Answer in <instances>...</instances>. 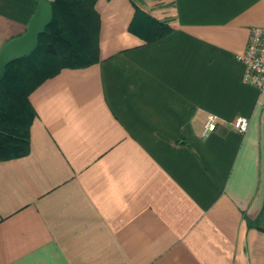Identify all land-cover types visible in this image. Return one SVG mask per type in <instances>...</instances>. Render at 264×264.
Instances as JSON below:
<instances>
[{"label":"crops","instance_id":"0c3cea01","mask_svg":"<svg viewBox=\"0 0 264 264\" xmlns=\"http://www.w3.org/2000/svg\"><path fill=\"white\" fill-rule=\"evenodd\" d=\"M38 6L0 0V52ZM96 8L98 62L33 91L30 152L0 161V264H264V87L239 60L264 0Z\"/></svg>","mask_w":264,"mask_h":264},{"label":"trees","instance_id":"16d2710c","mask_svg":"<svg viewBox=\"0 0 264 264\" xmlns=\"http://www.w3.org/2000/svg\"><path fill=\"white\" fill-rule=\"evenodd\" d=\"M99 0H54L51 2L53 19L41 34L39 45L30 56L11 63L0 82V161L15 159L30 152V128L35 112L30 95L44 81L55 77L66 68H85L98 62L101 18L96 5ZM158 31L154 40L170 30L156 23ZM151 41V40H150ZM54 47V65L48 71L32 58L41 46ZM50 50V49H48ZM47 68V67H46ZM29 79V80H28ZM23 86L24 91H21ZM21 91L19 96H12ZM22 99L13 106V99Z\"/></svg>","mask_w":264,"mask_h":264},{"label":"built area","instance_id":"2783aa9c","mask_svg":"<svg viewBox=\"0 0 264 264\" xmlns=\"http://www.w3.org/2000/svg\"><path fill=\"white\" fill-rule=\"evenodd\" d=\"M239 60L245 66L243 82L259 88L264 87V26H254L251 29L248 47L239 56ZM219 123L220 120L217 116L213 114L208 115L204 124L202 137L206 138L215 132ZM224 123L228 128L240 134H245L250 126V121L246 117H240L234 121Z\"/></svg>","mask_w":264,"mask_h":264},{"label":"water","instance_id":"95a60500","mask_svg":"<svg viewBox=\"0 0 264 264\" xmlns=\"http://www.w3.org/2000/svg\"><path fill=\"white\" fill-rule=\"evenodd\" d=\"M53 19L51 4L39 0L38 10L30 21L26 33L8 42L0 52V82L5 77L6 68L19 59L30 56L39 45V39Z\"/></svg>","mask_w":264,"mask_h":264},{"label":"rangeland","instance_id":"374dc122","mask_svg":"<svg viewBox=\"0 0 264 264\" xmlns=\"http://www.w3.org/2000/svg\"><path fill=\"white\" fill-rule=\"evenodd\" d=\"M50 49V50H48ZM55 49L54 47H47V45L45 46H41L36 54L33 56L32 58V62L33 64H38V68L44 66L45 67V70L44 69H41L42 72L44 71H48L49 70V66L50 65H54L56 64L55 63V56H54V53H52L51 50ZM47 67V68H46ZM29 80V79H28ZM18 88L22 87L21 91H24L23 89V86L19 85L17 86ZM19 92V91H16L14 92V94L12 95L13 97L15 95L19 96L20 93L23 94V92ZM22 99L18 98V99H13V106H17V104H20L19 102H21Z\"/></svg>","mask_w":264,"mask_h":264}]
</instances>
